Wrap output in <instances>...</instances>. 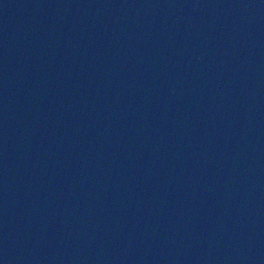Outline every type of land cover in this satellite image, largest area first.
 I'll list each match as a JSON object with an SVG mask.
<instances>
[{
    "label": "water",
    "instance_id": "obj_1",
    "mask_svg": "<svg viewBox=\"0 0 264 264\" xmlns=\"http://www.w3.org/2000/svg\"><path fill=\"white\" fill-rule=\"evenodd\" d=\"M0 264H264V0H0Z\"/></svg>",
    "mask_w": 264,
    "mask_h": 264
}]
</instances>
